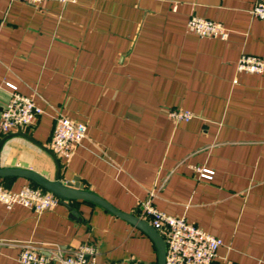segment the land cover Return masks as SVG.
I'll use <instances>...</instances> for the list:
<instances>
[{"label":"crops","instance_id":"crops-1","mask_svg":"<svg viewBox=\"0 0 264 264\" xmlns=\"http://www.w3.org/2000/svg\"><path fill=\"white\" fill-rule=\"evenodd\" d=\"M254 3L0 0V113L12 92L32 97L44 112L20 131L49 150L58 114L84 123L86 137L72 156L55 154L62 182L78 178L139 218L154 192L158 210L221 239L212 264H264V72L237 71L242 54L264 59ZM191 15L220 22L227 37L189 32ZM171 109L194 116L177 122ZM17 131L0 130V140ZM46 148L10 136L0 166L54 179ZM0 182L11 191L31 184ZM69 204L72 210L58 202L41 213L0 205V264H18L25 242L65 253L92 244L96 264H158L145 232L95 203Z\"/></svg>","mask_w":264,"mask_h":264},{"label":"built area","instance_id":"built-area-1","mask_svg":"<svg viewBox=\"0 0 264 264\" xmlns=\"http://www.w3.org/2000/svg\"><path fill=\"white\" fill-rule=\"evenodd\" d=\"M27 4L39 5L48 0H20ZM61 4L77 0H52ZM252 16L264 23V0H255ZM189 32L199 37H227V30L220 22L191 15L187 20ZM237 71L260 74L264 72V59L256 55L242 54L237 62ZM12 87L15 90L14 86ZM30 96L12 92L9 101L1 109L0 130L4 134L13 130L30 127L43 114ZM168 116L175 121H188L194 114L189 110L171 109ZM86 137V125L58 114L49 143L51 151L63 158H70ZM201 176L211 177L209 170H199ZM154 192H150L142 202L140 218L148 221L165 242V264H212L217 249L222 245L220 238L204 232L185 217H174L158 210L153 205ZM59 199L50 192L27 184L18 191H11L0 183V205L10 210L15 205L33 209L36 213L54 208ZM2 242H0L1 244ZM18 264H96L98 250L92 244H81L69 253L58 245L37 246L31 242L21 245Z\"/></svg>","mask_w":264,"mask_h":264},{"label":"water","instance_id":"water-1","mask_svg":"<svg viewBox=\"0 0 264 264\" xmlns=\"http://www.w3.org/2000/svg\"><path fill=\"white\" fill-rule=\"evenodd\" d=\"M21 135L26 137L33 143L40 145L31 137L26 136L24 133H21L20 130L13 134H8L0 140V149L4 141L10 136ZM46 151L52 156L53 160L56 162L57 169L54 179H49L42 174L35 172L30 169L18 168V167H1L0 166V178H25L31 181L34 184H37L45 191L50 192L59 199V202L67 207L69 210H72V206L69 204L71 201L84 200L88 202L95 203L105 210L109 211L111 214L120 217L130 224L134 225L136 228L145 232L155 243L158 255V264H165V242L162 236L157 232V230L150 225L147 221L139 218L130 213L122 212L107 202L102 197L97 194L84 189L83 185L79 183L78 178H74L73 182H62L59 179V163L56 155L49 149L46 148ZM75 214V212H73Z\"/></svg>","mask_w":264,"mask_h":264},{"label":"trees","instance_id":"trees-1","mask_svg":"<svg viewBox=\"0 0 264 264\" xmlns=\"http://www.w3.org/2000/svg\"><path fill=\"white\" fill-rule=\"evenodd\" d=\"M1 183V182H0ZM2 184V183H1ZM30 185H33V186H36V187H39V188H41L40 186H38L37 184H34V183H32L31 182V184ZM42 190H44L43 188H41ZM45 191V190H44Z\"/></svg>","mask_w":264,"mask_h":264}]
</instances>
